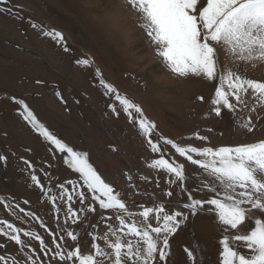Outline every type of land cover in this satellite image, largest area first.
I'll return each mask as SVG.
<instances>
[{"label":"rangeland","instance_id":"374dc122","mask_svg":"<svg viewBox=\"0 0 264 264\" xmlns=\"http://www.w3.org/2000/svg\"><path fill=\"white\" fill-rule=\"evenodd\" d=\"M32 23L40 27L33 29ZM43 31H59L65 39L58 42ZM65 45L68 52L63 50ZM85 59L88 65L77 63ZM221 60L228 66L223 54ZM97 69L101 77L96 76ZM241 70L249 78L264 79V63L243 65ZM101 78L143 109L157 126L154 138L163 136L182 146L236 145L264 139V109L251 114L255 121L252 133L242 130L236 117H215L208 103L212 86L197 78L173 76L156 56L125 0H8L0 4V156L5 157L0 160V200L34 213L49 230L58 231L56 215L31 175L36 174L45 189L51 187V194H58L56 185L77 180L78 174L63 162L64 154L55 152L20 116L22 109L15 100L24 101L58 139L86 152L89 162L122 192L130 208L139 210L140 204L152 207L170 199L164 195L166 174L147 168L148 158L156 154L149 152L145 138L123 114L115 95L106 93ZM113 106L119 116L112 112ZM196 134L208 140H196ZM160 143L165 158L183 162L170 146ZM185 165L186 187L200 186L203 177L199 170ZM126 174L132 175L134 186H129ZM193 195L211 194L201 191ZM184 198L186 195L172 199ZM63 219L62 211L61 223ZM0 220L35 231L46 242L51 239L39 221L25 217L19 208L6 209L0 204ZM98 221L96 214L84 218L81 213V222L72 225L85 249L90 239L85 230ZM103 227L100 224L98 230ZM220 236L212 214L189 216L170 240L168 264H190L185 247L194 251L197 264H219ZM0 243L7 244L0 254L22 259L14 242L0 237ZM29 243L42 256L38 242Z\"/></svg>","mask_w":264,"mask_h":264},{"label":"snow or ice","instance_id":"6c2138e0","mask_svg":"<svg viewBox=\"0 0 264 264\" xmlns=\"http://www.w3.org/2000/svg\"><path fill=\"white\" fill-rule=\"evenodd\" d=\"M7 2L0 0V4ZM125 2L146 32L156 56L171 74L181 79L197 78L211 85L210 112L217 118L236 117L239 127L252 133L255 121L251 114L264 109V79L249 78L241 66L264 63V0ZM31 27L40 26L32 23ZM43 35L58 42L65 39L59 31H43ZM63 50L69 51L66 45ZM221 54L228 66L222 62ZM77 63L88 65L89 61ZM96 76L101 77L98 69ZM99 82L106 93L115 95L123 114L145 138L149 152L156 154L148 158L147 168L166 174L168 190L164 195L170 199L152 207L140 204L139 210L130 208L122 192L106 182L89 162L86 152L76 151L58 139L38 121L24 101L15 100L22 109L20 116L55 152L64 154L63 162L78 174V179L56 185L58 194H51V187L45 189L38 176L31 175L32 183L51 203L58 231L47 229L39 217L23 207L0 200L4 208H19L25 217L39 221L51 237L46 242L35 231L0 220V237L14 242L22 257L0 254V264H168L171 238L189 216L201 212L212 214L220 229L219 264H264V139L236 145L182 146L163 136L154 138L157 126L145 116L143 109L121 96L112 84L102 78ZM56 95L61 96L59 92ZM198 99L204 101L203 96ZM112 112L121 114L114 106ZM194 138L208 140L199 134ZM160 141L170 146L183 162L165 158ZM4 159L0 156V160ZM185 162L195 166L194 170H199L203 177L200 186L191 190L186 187ZM25 163L34 170L30 162ZM126 176L129 186H134L132 175ZM201 191L211 195H193ZM185 195L184 199H172ZM81 213L84 218L89 214L99 216V221L85 230V236L90 238L86 249L80 233L72 228L81 222ZM100 224L104 226L102 231L98 230ZM29 241L38 242L42 256L37 255ZM6 247V243H0V249ZM184 252L190 264H197L193 250L185 247Z\"/></svg>","mask_w":264,"mask_h":264},{"label":"bare ground","instance_id":"6f19581e","mask_svg":"<svg viewBox=\"0 0 264 264\" xmlns=\"http://www.w3.org/2000/svg\"><path fill=\"white\" fill-rule=\"evenodd\" d=\"M106 6V5H105ZM111 6H112V4H111Z\"/></svg>","mask_w":264,"mask_h":264}]
</instances>
